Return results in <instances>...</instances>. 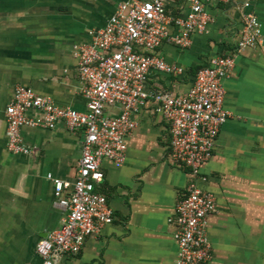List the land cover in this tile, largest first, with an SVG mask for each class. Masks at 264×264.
Here are the masks:
<instances>
[{
	"label": "crops",
	"instance_id": "crops-1",
	"mask_svg": "<svg viewBox=\"0 0 264 264\" xmlns=\"http://www.w3.org/2000/svg\"><path fill=\"white\" fill-rule=\"evenodd\" d=\"M130 0H0V264H39L38 242L57 229L65 209L48 174L74 181L82 153V131L59 123L53 129L23 127L31 155L6 148V107L16 87L25 86L61 106L86 110L76 48L91 42V31L104 28L118 4ZM249 3L261 25V40L235 55L223 85L231 113L221 126L211 158L197 181L216 197L208 218L212 258L206 264H262L256 234L264 218V0L205 1L212 17L207 34H194L180 49L163 42L156 54L180 66L184 75L152 73L147 88L172 97L185 95L196 73L213 57L233 53L240 31L238 7ZM180 4L167 6L184 14ZM119 106L108 107L117 114ZM234 115V116H233ZM233 116V117H232ZM168 123L148 101L127 138L123 164L104 160V193L113 221L86 240L78 254L58 264H176L174 206L191 181L190 172L170 157ZM69 193V192H68Z\"/></svg>",
	"mask_w": 264,
	"mask_h": 264
},
{
	"label": "built area",
	"instance_id": "built-area-1",
	"mask_svg": "<svg viewBox=\"0 0 264 264\" xmlns=\"http://www.w3.org/2000/svg\"><path fill=\"white\" fill-rule=\"evenodd\" d=\"M174 4H180L184 14L168 13L167 6ZM248 7L247 2L238 7L240 31L233 53L210 59L183 96L148 90V78L152 73L175 78L184 75L180 66L165 62L156 51L163 42L188 48L194 34L208 33L212 17L204 0H130L118 4L107 25L91 31V42L79 45L74 52L84 83L85 111L58 105L29 87H16L5 110L9 153H33L34 149L23 144V127L53 129L62 123L84 136L74 181L47 175L66 212L61 225L38 242L39 264H58L64 255L79 254L88 238L98 236L112 223L108 199L97 190L105 177L102 163H124L127 138L148 101L155 103L156 113L169 125L172 161L188 169L192 178L174 206V217L168 220L177 243L176 264H206L211 260L208 218L217 211L216 197L197 181L201 167L212 156L222 124L231 117L224 106L223 82L234 68L235 55L261 40L260 22ZM114 106L120 108L117 114L106 111Z\"/></svg>",
	"mask_w": 264,
	"mask_h": 264
},
{
	"label": "rangeland",
	"instance_id": "rangeland-1",
	"mask_svg": "<svg viewBox=\"0 0 264 264\" xmlns=\"http://www.w3.org/2000/svg\"><path fill=\"white\" fill-rule=\"evenodd\" d=\"M234 116V115H233ZM232 116V117H233ZM34 152V151H33ZM2 173H0L1 176ZM1 178V177H0ZM0 187H1V183H0ZM262 229L260 231V233L256 234V240L258 238L259 241H261V244L263 246V249L260 251V253L258 254V258H257V262H263L262 264H264V218H262Z\"/></svg>",
	"mask_w": 264,
	"mask_h": 264
}]
</instances>
